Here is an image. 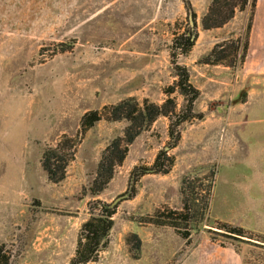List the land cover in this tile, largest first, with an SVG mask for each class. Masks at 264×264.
Instances as JSON below:
<instances>
[{"label": "rangeland", "instance_id": "1", "mask_svg": "<svg viewBox=\"0 0 264 264\" xmlns=\"http://www.w3.org/2000/svg\"><path fill=\"white\" fill-rule=\"evenodd\" d=\"M210 2L0 0V246L9 264H68L96 202L116 209L107 245L86 264H241L261 250L264 73L243 64L258 60L248 54L251 32L256 47L264 30V0L203 29ZM183 35L193 41L185 54L172 48ZM178 67L198 91L191 105L192 93L176 87ZM131 96L140 105L173 98L175 113L142 130L93 194L101 153L127 124L104 107ZM89 110L102 118L82 131ZM64 135L74 153L52 182L41 154ZM161 150L173 158L167 173L150 169ZM182 187L193 210L207 196L187 238L157 221L182 209ZM226 225L240 226L242 241Z\"/></svg>", "mask_w": 264, "mask_h": 264}, {"label": "trees", "instance_id": "2", "mask_svg": "<svg viewBox=\"0 0 264 264\" xmlns=\"http://www.w3.org/2000/svg\"><path fill=\"white\" fill-rule=\"evenodd\" d=\"M256 0H211L206 13L201 18V26L203 29L220 27L227 23L235 14L236 10L243 11L247 5L253 13ZM250 17L247 24V33L251 27ZM193 41L190 36H178L173 40L172 48L178 50L179 53H187ZM248 49V37L241 47L240 60L246 57ZM216 52V46L211 53ZM222 57L217 58L219 61ZM178 80L176 87L179 88L181 94L186 95L191 92L190 105L198 96V91L190 84L189 74L185 67H178ZM171 92V90H170ZM107 117L110 120H125L127 122L123 130L122 136L114 137L111 142L104 148L97 166L96 176L92 182V193L97 194L109 182L113 175L114 167L121 163L127 153L128 145L134 138L159 116H170L175 113L176 103L173 98H166L161 104L148 102L145 100L142 105L135 97H126L110 107H104ZM102 118L99 110H89L85 112L80 120V128L85 131L92 127ZM70 146V139L64 135L54 146H47L41 154V166L46 172L47 177L52 182H58L65 176V168L69 159L72 158L74 150ZM163 157V159H162ZM165 161H168L167 164ZM173 165V158L167 154V150H161L157 153L154 163L150 169L153 172L167 173ZM182 193V209L170 210L166 215H161L163 219L157 220L158 223L166 224L174 227L183 238H187L190 234V226L187 223L193 216L197 214L203 215L207 207V196L204 199L202 210L194 209L193 204L189 202L191 199L185 194L183 187ZM194 203V202H193ZM115 206L96 202L94 208L90 212V216L86 219L79 231L74 255L68 264H86L97 258L101 249L107 245L108 235L113 226L112 216L115 213ZM193 213H197L196 215ZM228 228L229 226L226 225ZM226 230V229H225ZM233 234H226L228 237L240 239L239 236H245L244 230L239 227H229L227 230ZM241 240V239H240ZM139 241V240H137ZM242 241V240H241ZM140 242V241H139ZM139 242L136 245V251L139 250ZM261 250L256 252L255 249L249 251L250 255H245L241 264H264V245L259 246ZM10 252L4 251V245L0 246V264L10 263ZM137 257V255H134Z\"/></svg>", "mask_w": 264, "mask_h": 264}, {"label": "crops", "instance_id": "3", "mask_svg": "<svg viewBox=\"0 0 264 264\" xmlns=\"http://www.w3.org/2000/svg\"><path fill=\"white\" fill-rule=\"evenodd\" d=\"M257 35L256 32H251L250 36V47H249V54L250 59L254 56V59H258L255 62H244L243 70L248 74L253 73H264V30L261 33V37L258 38L259 45L255 47L254 40L256 39L255 36ZM258 48V49H257ZM254 52V54H253Z\"/></svg>", "mask_w": 264, "mask_h": 264}, {"label": "water", "instance_id": "4", "mask_svg": "<svg viewBox=\"0 0 264 264\" xmlns=\"http://www.w3.org/2000/svg\"><path fill=\"white\" fill-rule=\"evenodd\" d=\"M190 17V16H189Z\"/></svg>", "mask_w": 264, "mask_h": 264}]
</instances>
